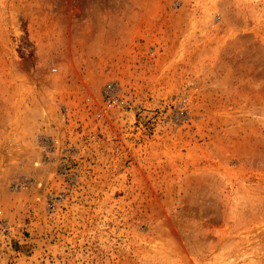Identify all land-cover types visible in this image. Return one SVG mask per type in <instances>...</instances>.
Segmentation results:
<instances>
[{
	"label": "rangeland",
	"instance_id": "obj_1",
	"mask_svg": "<svg viewBox=\"0 0 264 264\" xmlns=\"http://www.w3.org/2000/svg\"><path fill=\"white\" fill-rule=\"evenodd\" d=\"M0 264H264V0H0Z\"/></svg>",
	"mask_w": 264,
	"mask_h": 264
}]
</instances>
